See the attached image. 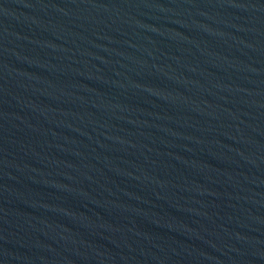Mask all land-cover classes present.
I'll return each instance as SVG.
<instances>
[{"label": "water", "instance_id": "1", "mask_svg": "<svg viewBox=\"0 0 264 264\" xmlns=\"http://www.w3.org/2000/svg\"><path fill=\"white\" fill-rule=\"evenodd\" d=\"M0 264H264V0H0Z\"/></svg>", "mask_w": 264, "mask_h": 264}]
</instances>
